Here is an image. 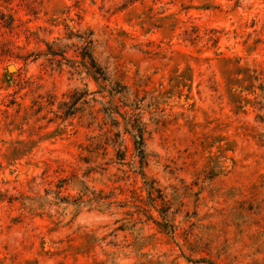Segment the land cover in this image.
Here are the masks:
<instances>
[{
	"label": "rangeland",
	"instance_id": "obj_1",
	"mask_svg": "<svg viewBox=\"0 0 264 264\" xmlns=\"http://www.w3.org/2000/svg\"><path fill=\"white\" fill-rule=\"evenodd\" d=\"M0 264H264V0H0Z\"/></svg>",
	"mask_w": 264,
	"mask_h": 264
},
{
	"label": "trees",
	"instance_id": "obj_2",
	"mask_svg": "<svg viewBox=\"0 0 264 264\" xmlns=\"http://www.w3.org/2000/svg\"><path fill=\"white\" fill-rule=\"evenodd\" d=\"M137 131H138V135L135 136V144H136V148L139 150V152H143L142 150V146H143V133H142V127H140L139 124H137Z\"/></svg>",
	"mask_w": 264,
	"mask_h": 264
}]
</instances>
